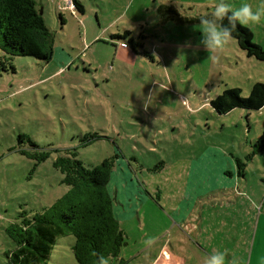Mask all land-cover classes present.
Listing matches in <instances>:
<instances>
[{"label":"rangeland","instance_id":"obj_1","mask_svg":"<svg viewBox=\"0 0 264 264\" xmlns=\"http://www.w3.org/2000/svg\"><path fill=\"white\" fill-rule=\"evenodd\" d=\"M80 1L84 13L67 0H36L55 35L51 60L0 49L7 67L0 64V264H8L7 252L16 246L7 228L20 212H42L70 189L55 162L74 149L88 168L115 157L107 185L112 195H132L122 187L121 167L143 186L138 196L145 201L131 199L140 205L141 225L137 214L132 222L120 220L132 230L123 256L130 257L142 234L157 235L166 224L171 229L178 212L197 206L205 216L198 241L204 250L212 229V252L234 250L239 264H264V148L254 147L264 134V108L220 114L211 105L229 87L249 96L255 82H264V60L248 57L235 38L217 53L198 47L200 17L219 0ZM225 2L255 11L264 0ZM247 26L264 46V18ZM126 31L127 38H113ZM22 134L36 145L20 141ZM93 134L103 137L84 145L85 135ZM41 152H49L44 161L36 157ZM238 159L246 164L244 175ZM188 181L196 189L186 188ZM210 186L218 188L215 195L201 196ZM196 195L199 204H193ZM187 234L181 235L192 251ZM165 235L158 237L161 244L169 239ZM75 240L60 236L48 264H78ZM196 256L204 264L209 255Z\"/></svg>","mask_w":264,"mask_h":264},{"label":"trees","instance_id":"obj_2","mask_svg":"<svg viewBox=\"0 0 264 264\" xmlns=\"http://www.w3.org/2000/svg\"><path fill=\"white\" fill-rule=\"evenodd\" d=\"M72 1L77 11L85 12L80 0ZM170 6L168 10L178 14ZM60 15L64 22L63 14ZM223 23L227 25L228 22L224 20ZM130 34L126 31L123 35H113V38H127ZM54 36L39 12L36 0H0V49L6 54L28 55L47 62L54 52ZM232 37L248 57L264 60V46L254 41V32L249 26L237 24ZM131 42L132 51L137 53L135 41L131 39ZM144 55L148 57V53ZM0 64L7 69L1 58ZM241 92L238 87L226 88L211 100V105L220 114L238 107L252 110L264 108V82H255L249 96H243ZM102 137L99 134L85 135L84 145ZM19 138L20 141L27 138L36 145L26 135L22 134ZM254 147L255 150L264 148V134ZM48 156L49 152H41L36 157L44 161ZM237 161L240 174L244 175L246 164L242 160ZM55 166L64 174L63 183L70 189L42 212L33 215L27 211L20 212L19 220L7 228L16 244L13 250L7 252L8 264H48L57 239L70 234L76 238L72 248L78 264H96L98 257L93 255L94 252L107 259L120 258L122 249L129 244V237L115 212L117 198L107 191L115 157L106 158L88 168L74 149L60 156ZM138 185L143 187L140 182Z\"/></svg>","mask_w":264,"mask_h":264},{"label":"crops","instance_id":"obj_3","mask_svg":"<svg viewBox=\"0 0 264 264\" xmlns=\"http://www.w3.org/2000/svg\"><path fill=\"white\" fill-rule=\"evenodd\" d=\"M133 54L135 53L133 52ZM119 169L121 170V174L118 176L119 178L124 179L122 183H124L125 185L123 184L122 187L127 188L125 189L126 195H129V190L132 193V195L131 196L129 195L126 198L125 197L121 198L119 192L118 191L117 193L115 192V196L117 198L115 203V212L119 220L131 219L132 222V219H135L137 217L141 225L142 217H141V213L138 211L140 205L133 201L131 203V199L134 198L135 200H137V197L141 199L142 203L145 201V198L138 196L140 185H136L132 177L129 176L128 173H126L125 169H123L122 167ZM189 186L192 189H196V187L191 186L190 182L188 181L186 182V188L189 189ZM210 188L212 189H209L205 194L201 196H204L209 193L215 195L214 192H216L218 188L216 187L213 188L212 186H210ZM187 195L188 193L186 194V197ZM201 196L199 195L194 196L193 204L196 203L199 204ZM135 207L136 209H134ZM191 207L192 209L190 210L186 209L185 212H178L175 215L177 222H174V226L171 229H169V226L166 224L164 226L165 229L160 230L157 235L153 234L152 236H149L148 234L146 235L142 234L141 242L139 243L138 247L134 246L131 248L130 257H125L123 256V254H121L120 258L110 259L109 264H203L201 258L196 256V253L201 251L206 255H211L212 249L215 248L216 235L211 229L210 237H207L211 242V246L209 249L204 250L198 241L201 242V239L203 237V231H204L203 225H204L205 216L203 212L198 213V211L196 210L197 206H191ZM135 215L136 217L134 218ZM220 222L224 226L227 225L225 216H222L220 218ZM177 226H180L181 230L179 231L175 230ZM124 230L128 234V237L132 235V230H128V229H124ZM163 231H166L165 236L169 235V239L161 244V240H159L158 237L162 235ZM181 232L185 234H187V232L189 233L187 235L190 237L192 241V245H191L193 248L192 251L184 244L186 242L183 239ZM224 232L225 230L223 231V233ZM223 237H219V238H223ZM148 240H151L152 243L147 244L146 241ZM197 245L199 246V248L197 247ZM250 248L251 246H249V249ZM145 251H151L150 255H146ZM226 252L228 253L227 259L230 261L232 259V256L234 255V250H226ZM247 257L249 259V250L247 252ZM246 264H250V260Z\"/></svg>","mask_w":264,"mask_h":264},{"label":"clouds","instance_id":"obj_4","mask_svg":"<svg viewBox=\"0 0 264 264\" xmlns=\"http://www.w3.org/2000/svg\"><path fill=\"white\" fill-rule=\"evenodd\" d=\"M262 18H264V3L254 11L249 4H242L239 8H233L225 0H219L210 15L200 17L201 39L198 47L203 46L207 52L211 53L222 51L233 39L232 32L237 24H259ZM224 20H227V25L223 23ZM252 206L256 210L260 208V205H257L254 201ZM146 243L151 244L152 241L148 240ZM93 255L98 257L96 264H109V260L103 255L95 252ZM227 257L228 253L226 251H213L205 259L204 264H239L237 257L233 256L230 261Z\"/></svg>","mask_w":264,"mask_h":264},{"label":"built area","instance_id":"obj_5","mask_svg":"<svg viewBox=\"0 0 264 264\" xmlns=\"http://www.w3.org/2000/svg\"><path fill=\"white\" fill-rule=\"evenodd\" d=\"M69 8H74V4L72 0H67V4H66Z\"/></svg>","mask_w":264,"mask_h":264}]
</instances>
